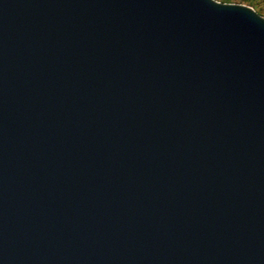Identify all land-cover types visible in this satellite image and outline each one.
<instances>
[{"label":"water","instance_id":"obj_1","mask_svg":"<svg viewBox=\"0 0 264 264\" xmlns=\"http://www.w3.org/2000/svg\"><path fill=\"white\" fill-rule=\"evenodd\" d=\"M0 264H264V16L0 0Z\"/></svg>","mask_w":264,"mask_h":264},{"label":"rangeland","instance_id":"obj_2","mask_svg":"<svg viewBox=\"0 0 264 264\" xmlns=\"http://www.w3.org/2000/svg\"><path fill=\"white\" fill-rule=\"evenodd\" d=\"M218 1L225 2L223 0H218ZM227 2L241 3L251 6L259 14L264 16V0H228Z\"/></svg>","mask_w":264,"mask_h":264},{"label":"trees","instance_id":"obj_3","mask_svg":"<svg viewBox=\"0 0 264 264\" xmlns=\"http://www.w3.org/2000/svg\"><path fill=\"white\" fill-rule=\"evenodd\" d=\"M223 1L227 2L228 0H223Z\"/></svg>","mask_w":264,"mask_h":264}]
</instances>
